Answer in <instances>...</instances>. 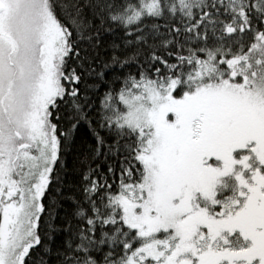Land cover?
<instances>
[{"label": "snow or ice", "instance_id": "obj_1", "mask_svg": "<svg viewBox=\"0 0 264 264\" xmlns=\"http://www.w3.org/2000/svg\"><path fill=\"white\" fill-rule=\"evenodd\" d=\"M0 264H264V0H0Z\"/></svg>", "mask_w": 264, "mask_h": 264}]
</instances>
